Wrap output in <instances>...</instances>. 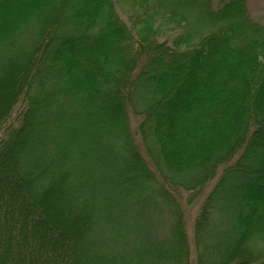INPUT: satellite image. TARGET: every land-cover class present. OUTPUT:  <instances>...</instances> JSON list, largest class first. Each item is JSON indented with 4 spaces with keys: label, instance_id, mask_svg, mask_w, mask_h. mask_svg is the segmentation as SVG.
I'll return each mask as SVG.
<instances>
[{
    "label": "trees",
    "instance_id": "1",
    "mask_svg": "<svg viewBox=\"0 0 264 264\" xmlns=\"http://www.w3.org/2000/svg\"><path fill=\"white\" fill-rule=\"evenodd\" d=\"M117 6L0 0V264H264V22Z\"/></svg>",
    "mask_w": 264,
    "mask_h": 264
},
{
    "label": "rangeland",
    "instance_id": "2",
    "mask_svg": "<svg viewBox=\"0 0 264 264\" xmlns=\"http://www.w3.org/2000/svg\"><path fill=\"white\" fill-rule=\"evenodd\" d=\"M117 3H118L117 9L121 17L127 20V14H126L125 9L129 7L134 8V7L141 5L142 0H117ZM247 9L252 18L260 22H264V0H247ZM138 122H139V116L129 115V123H130V129H131L132 135L134 137L135 143L138 144V147L140 148V150H142V143H141L139 134L137 133V123ZM177 190L178 189H176V192ZM179 199L181 202L182 213H183V216L185 217V224L187 227L188 235H190L189 226L191 225V221L193 217L198 212V208L201 204L202 197H195L191 194L190 191L181 190L179 191ZM215 210L216 208L213 209L212 216L215 217L216 219H220L219 218L220 213L218 211L216 212ZM171 223H172V217L166 216L164 218V221H162L161 223L162 230L159 229V231L164 232V233L168 232L171 226ZM190 245H191V241H190Z\"/></svg>",
    "mask_w": 264,
    "mask_h": 264
}]
</instances>
